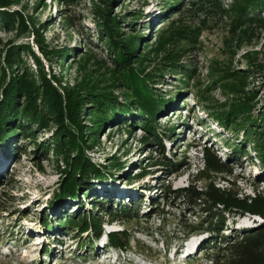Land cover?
<instances>
[{
    "label": "rangeland",
    "instance_id": "rangeland-1",
    "mask_svg": "<svg viewBox=\"0 0 264 264\" xmlns=\"http://www.w3.org/2000/svg\"><path fill=\"white\" fill-rule=\"evenodd\" d=\"M246 1L5 0L0 6V69L8 73L5 56L14 53L13 62L20 64L16 77L24 69L38 80L41 72L61 98L64 89L82 91L84 84L94 85L115 70L112 53L99 39L97 12L110 10L120 22V33L139 38L136 55L144 60V73L155 74L148 86L157 109L171 101L154 125L165 134L164 156L178 164L177 172L167 177L171 166L145 146L147 135L133 106L116 109L121 120L108 121L98 143L85 149L106 175L92 178L86 186L90 192L78 189L69 203L52 207L65 168L49 144L54 127L33 126L32 137L15 130L7 142H0V264H214L217 249H204L210 235L184 238L179 229L184 221L197 223L199 214H189L180 202L156 207L150 200L162 185L176 190L192 184L205 197L214 191L233 205L236 200L264 206V9L252 10ZM174 53L192 75L166 64ZM136 60L131 61L133 68L140 65ZM117 90L120 105L127 106ZM244 104L249 113L242 111L229 128L209 115L212 109L228 112ZM90 123L83 118L84 126ZM40 144L49 151L36 163ZM232 150L242 153L234 160ZM101 198L107 199L102 206L116 213L134 204L137 219L124 221L116 213L104 217L97 239L90 232L47 230L39 220L76 205L80 213L95 211L91 203ZM231 212L225 214L220 236L228 240L263 223L246 211ZM110 234L116 237L113 244ZM221 240L214 239V244Z\"/></svg>",
    "mask_w": 264,
    "mask_h": 264
},
{
    "label": "trees",
    "instance_id": "trees-1",
    "mask_svg": "<svg viewBox=\"0 0 264 264\" xmlns=\"http://www.w3.org/2000/svg\"><path fill=\"white\" fill-rule=\"evenodd\" d=\"M246 2L247 7L252 10L264 9V0H247ZM5 5V0H0V6L4 7ZM108 6L110 7V5ZM97 13L100 21L98 26L101 28L99 39L112 53V63L115 67V70L111 71L107 78L98 79L91 86H89V82L84 84L82 91L64 89V96L61 98L57 90L40 71L38 80L26 73L24 69L21 71V75L16 77L14 70H18L20 64L19 61L13 62L14 53L8 52L5 56L8 73L4 69H0L2 74L0 78V142H7L10 139V133L15 130L21 134L27 133L32 137L34 134H30V132L33 126L44 130L54 127V135L49 139V144L53 148L52 152L62 156L65 168L62 171L63 175H61L57 193L50 203L52 207L69 203L67 201L75 198L76 190L86 191L88 190L86 186L93 181L92 178H102L106 175L86 156L85 149L92 148L98 143L100 131L108 121L121 120L117 110L123 111L127 109L128 105L133 106L134 111L140 117L138 122L147 135L145 146L148 145L149 150L159 153L166 165L171 166L167 177L177 172L178 163L171 162L164 156L162 139L165 134L158 133L154 125L156 115L172 107L169 104L171 101L165 102L161 109H157L158 102L153 96V90L148 86L149 82H155V74L154 72L144 73V68H142L144 60L139 59L136 55L139 38L137 36L126 37L120 33V22L110 16V10L103 9ZM242 14L244 15V11ZM133 59H137L136 63L140 64L138 68L131 66ZM166 59H168L166 64L169 67L178 66V69H181L180 74L186 77L193 74L192 71L179 63L180 59L176 53ZM117 89H121L127 106L120 105L116 94ZM111 109L112 112H109ZM249 110V106L244 104L243 107H233L228 112L219 111L217 108L212 109L209 115L217 124L229 128L232 124L237 123V117L242 111L248 114ZM116 111L117 113H115ZM241 116L243 115L241 114ZM83 118L90 120V126L83 125ZM48 151H44L40 144L34 152L35 158H37L36 163H41L46 159ZM208 151L210 152L205 149L204 153L208 154ZM19 152L23 153L24 150L20 149ZM241 153L242 151L232 150L230 157L235 160ZM117 166L120 167L119 164ZM103 168L106 170L105 167ZM155 190L160 192L150 200L151 206L157 207L159 204L173 200L174 203H183L189 214H199L197 223L191 224L184 221L179 229L184 238L198 233L210 235L211 239L204 245L206 247L204 249L208 251L212 245H214L212 249H217L218 255H214L212 260L214 264H264V206L262 204L258 206L257 204H247L246 201L234 200L238 205H233L231 202L229 203L230 200L225 201L214 191L211 193L213 195L205 197V194H202L192 184L176 190L171 189L170 186L162 185L160 189ZM85 193L87 194V192ZM88 195L90 194H87L86 197ZM106 200V198H101L99 201L92 202L95 211L80 213V211H76L79 208L76 205V208H72L70 212L60 210L53 214L40 215L39 220L47 230L67 229L68 232H77L79 235L90 232L93 238L97 239L102 231L104 217L113 218L116 213L112 207L105 209L102 206ZM109 204L114 203L110 201ZM127 205L126 208L119 207L118 213H116L117 217H122L124 221L137 219L139 208L134 207L132 203H127ZM231 210L239 211V215H243L246 211L251 215L259 216L263 219V223L249 229L239 230L233 239L228 240L224 236L220 237L223 235L225 227V214H233ZM150 217V215L147 216V218ZM108 237L109 242L113 244L116 237L113 234ZM216 238L223 240L217 245L214 244ZM87 245H91L90 242Z\"/></svg>",
    "mask_w": 264,
    "mask_h": 264
}]
</instances>
